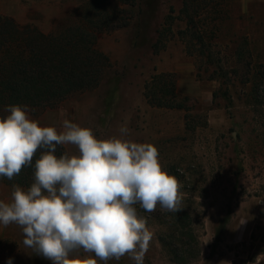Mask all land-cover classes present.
Wrapping results in <instances>:
<instances>
[{"label": "rangeland", "instance_id": "374dc122", "mask_svg": "<svg viewBox=\"0 0 264 264\" xmlns=\"http://www.w3.org/2000/svg\"><path fill=\"white\" fill-rule=\"evenodd\" d=\"M88 1L0 0V14L51 33L80 23ZM138 2L130 26L99 35L97 47L110 60L101 85L28 115L58 133L67 119L98 139L158 148L189 219L135 205L152 233L144 264H178L162 238L180 241L181 255L187 244L189 264H264V0H214L188 13L183 0ZM161 74L175 81L176 108L144 96L146 83ZM64 147L69 157L79 154L75 145ZM13 191L0 182V201L11 203ZM24 238L19 225H0V264H52ZM71 255L135 264L128 254L106 262L82 250Z\"/></svg>", "mask_w": 264, "mask_h": 264}, {"label": "clouds", "instance_id": "9594fccd", "mask_svg": "<svg viewBox=\"0 0 264 264\" xmlns=\"http://www.w3.org/2000/svg\"><path fill=\"white\" fill-rule=\"evenodd\" d=\"M27 105H10L0 118V177L9 180L31 166L28 190L14 185L11 203L0 201V225L17 224L23 243L52 264H97L130 255L144 264L152 233L135 205L151 213L159 205L180 211V184L162 169L158 148L120 138L98 139L90 128L69 120L64 131L30 119ZM122 135L127 127L119 129ZM71 144L79 154L59 158L57 145ZM8 264H11L9 258Z\"/></svg>", "mask_w": 264, "mask_h": 264}, {"label": "trees", "instance_id": "16d2710c", "mask_svg": "<svg viewBox=\"0 0 264 264\" xmlns=\"http://www.w3.org/2000/svg\"><path fill=\"white\" fill-rule=\"evenodd\" d=\"M138 1L90 0L81 9L80 23L51 33L0 14V118L9 114L10 105H27L28 114H38L75 94L98 88L110 69V60L97 47L99 35L130 26L137 18L131 13L138 7ZM213 1L183 0L184 11L200 10ZM190 19L189 28L194 23ZM201 38L203 46L205 39ZM144 96L151 105L177 107L176 85L171 75L152 77L145 85ZM44 151L38 149L32 165L23 167L19 175L11 180L0 177V182L29 189L35 182V161ZM65 153L64 145L56 146L54 154L58 158ZM174 213L177 216L172 214L173 218L178 221L189 219L184 212ZM173 239L162 238L161 242L176 263L189 264L191 261L185 254L187 244L183 243L181 255L177 248L180 241Z\"/></svg>", "mask_w": 264, "mask_h": 264}]
</instances>
